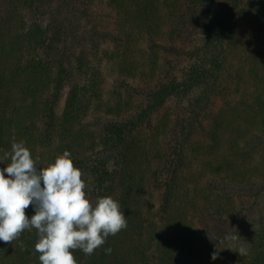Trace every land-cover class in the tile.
Instances as JSON below:
<instances>
[{
	"label": "trees",
	"instance_id": "16d2710c",
	"mask_svg": "<svg viewBox=\"0 0 264 264\" xmlns=\"http://www.w3.org/2000/svg\"><path fill=\"white\" fill-rule=\"evenodd\" d=\"M224 3L0 0V150L15 135L37 167L68 151L86 197L114 198L127 219L93 255L74 250L77 264H216L192 209L201 197L222 218L235 216L243 200L219 184L264 175V45H242L248 19L264 25V0ZM169 24L171 39L191 43L181 76L173 59L159 68ZM237 58L249 63L250 84L232 69ZM235 82L233 103L214 100ZM259 224L232 264H264V216ZM37 239L33 229L0 241V264H41Z\"/></svg>",
	"mask_w": 264,
	"mask_h": 264
},
{
	"label": "clouds",
	"instance_id": "9594fccd",
	"mask_svg": "<svg viewBox=\"0 0 264 264\" xmlns=\"http://www.w3.org/2000/svg\"><path fill=\"white\" fill-rule=\"evenodd\" d=\"M49 20L42 18L41 27ZM0 163L10 161L0 169V241L12 244L25 230H36L34 251L40 253L41 264H77L74 250L91 256L106 243L107 238L127 228V219L118 201L110 196L97 197L93 203L86 197L82 172L74 166L71 154L65 151L46 167H37L25 141L12 137L10 150H0ZM7 174V175H6ZM35 214L29 218L26 209ZM239 234H225L212 260L224 249L248 254L238 245ZM21 248L24 245L21 243ZM111 254L112 249H105Z\"/></svg>",
	"mask_w": 264,
	"mask_h": 264
},
{
	"label": "rangeland",
	"instance_id": "374dc122",
	"mask_svg": "<svg viewBox=\"0 0 264 264\" xmlns=\"http://www.w3.org/2000/svg\"><path fill=\"white\" fill-rule=\"evenodd\" d=\"M60 1L63 2L64 4V1L66 0H60ZM217 1L218 3L222 2L221 5H225L224 3L225 0H217ZM248 20L249 21L246 23V26L243 28L242 31V35L244 39L242 45L244 51H246V48L251 46H253V48L257 50L261 47L263 48L264 25L262 23L259 24L255 23L253 21V17ZM171 27L172 24H169L167 27H165L163 36L161 37V34L159 35L158 42L161 45L160 51L162 52L159 58L160 61L159 68L162 71H167L168 67L170 68L169 65L170 63H168L167 58L173 59L174 64H176V72L178 73L179 76H181L184 67L188 65V63L190 62L187 51L189 50V46L191 45V43L188 42V39L186 37H184L183 40H181V38L180 39L177 38L175 40L171 39V36L169 35ZM249 41L251 43H249ZM235 62L236 63L234 64V67L232 69L234 71H236V69H240V71L243 74H247L248 76L246 78L247 84H250L251 74L248 71L249 63L246 62L245 64H243L244 62L241 63L240 60L238 62V58L236 59ZM244 69L246 70L244 71ZM162 71H161V75H163ZM230 74L233 73L231 72ZM155 77H157V75ZM159 79H162V77L159 76ZM154 80L157 81L156 79ZM140 81L141 79L139 77L136 80L137 85H140ZM152 81L153 80L149 82L151 83ZM64 89L65 91L63 93L62 98L60 99L59 108H58L59 112L61 113L63 111L68 87ZM226 92L227 95L226 93L223 96L221 94L215 95L214 100L218 103L224 102L226 100L227 101L230 100V103H233V100L231 99L235 98L239 94L237 93L238 84L236 85V82L233 83L232 89L231 90L227 89ZM162 112L163 111L161 109L160 114ZM174 115L176 116V114ZM144 132H145L143 134L144 137L151 138L153 134V130L152 128H150V124L146 125V129L144 130ZM168 146L170 145L168 144ZM188 151L191 152L190 150ZM191 169H195V168L191 167ZM185 171H188V169H185ZM252 177L253 179L246 180L244 183H238L229 180L226 181L227 184L226 183L219 184V186H221L222 188L224 186L228 189H231L234 194L239 195L237 196L239 201L243 200L242 205L245 206L244 207L241 206L242 208L241 207L239 208V211H237V214H235V216L231 215L227 218H222L220 214L216 210H214L213 207L210 206L209 203H205V201L201 197L198 198V203L192 209V214L194 215V219L197 221L195 230L198 234L203 235L202 237H205L206 246L208 247V250L211 249L216 250L217 245L219 244V240H222L225 234H237V235L239 234L241 238L237 242L238 245L243 246L246 249L249 247L250 235L255 233L256 229L260 225L259 223H261L262 221V217L264 216V175L260 176L257 172H255L252 175ZM190 187L192 188L196 187L195 183L189 184V188ZM181 190L183 191L184 188H182ZM88 198L93 203L96 201L95 194L89 195ZM227 246H228V241L225 240L224 244L220 245L221 251L219 252V257L216 260H214V263L232 264L237 259L240 253L234 252L231 249H224Z\"/></svg>",
	"mask_w": 264,
	"mask_h": 264
}]
</instances>
